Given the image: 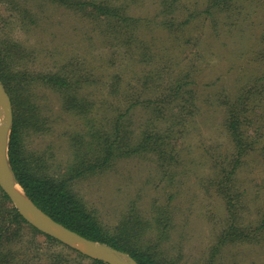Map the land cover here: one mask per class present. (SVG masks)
<instances>
[{"label": "rangeland", "instance_id": "1", "mask_svg": "<svg viewBox=\"0 0 264 264\" xmlns=\"http://www.w3.org/2000/svg\"><path fill=\"white\" fill-rule=\"evenodd\" d=\"M94 5L136 21L125 28ZM0 65L23 150L56 180L100 162V149L85 153L111 136L119 116L134 139L149 121L161 125L162 102L181 85L193 106L173 162L120 150L70 189L108 238L126 236L121 244L164 264H264V232L220 244L228 211L212 184L233 148L224 102L242 97L241 131L253 145L236 186L241 224L254 228L264 201V0H0ZM7 206L15 209L5 201L0 213ZM21 228L11 226L4 242L18 264L95 261Z\"/></svg>", "mask_w": 264, "mask_h": 264}, {"label": "trees", "instance_id": "2", "mask_svg": "<svg viewBox=\"0 0 264 264\" xmlns=\"http://www.w3.org/2000/svg\"><path fill=\"white\" fill-rule=\"evenodd\" d=\"M93 10L97 11L101 16L116 19L125 28L133 26L136 21L123 15V13L121 15L116 10L109 9L107 6L94 5ZM163 10H165V8ZM162 13L163 11L161 14ZM166 22L171 24L170 21ZM2 78L3 74H1L0 68V79ZM55 84L65 86L64 81H59V84L55 82ZM181 92L182 95L180 94ZM168 96H172L173 99L169 102H162V110L168 115L164 118L161 116L162 110L161 113L156 112V114L160 113L157 121L158 123L162 122L161 125L158 126L154 119L149 121L147 127L143 131H140V133L137 134V138L134 139L132 137L133 133H131L130 136H126L125 127L121 120L122 117L119 116L112 125L111 136L101 144L99 142L96 143L95 148H90L89 151L85 153V156L89 157L92 150L95 151L97 148L100 149L103 153L100 162L88 160V162H86L87 164L84 166L85 168L81 172L77 170L75 175L67 180H56L47 175L43 168H37L38 165H36V168L34 167L30 157L23 150L21 140L22 118H19L17 114L14 113L8 144V160L17 183L34 206L52 218L56 223L88 240L109 245L118 251L128 254L137 264H164L150 254L142 251L138 246L129 248L124 243L121 244L119 241L125 239L126 236L120 237V240L108 238L103 233L95 217L86 210L82 202L72 193L69 183L78 176L91 173L97 168L107 165L110 158L115 155V152L120 150L130 153L153 152L159 155V161L173 162L176 158V156H174V151L176 150L177 138L184 137V134L186 135L189 133L188 125L190 121L188 122V120L185 119V111L189 107H192L193 104L191 103V96L188 95L187 92L183 93L181 85H177ZM137 104L136 101L128 104L125 115L136 107ZM224 105L226 108L224 129L233 148L231 155L227 159H224V163L222 162L223 166L219 168L218 176L213 177L214 179L212 178L213 187H215V185L220 187L217 193H219V196L226 202L228 211V231L220 238V244L227 239L226 237L231 239L236 233H239L240 237H248L251 234L264 232V201L259 211H257L255 227L250 229L252 226L241 224L240 212L241 208L243 209L244 207L240 197L243 193L236 185L241 167L252 149V141L247 142L249 137H246L245 140L241 131V126H243L246 118L244 100H242V97L233 102L225 100ZM156 110H158V108ZM29 112H33L31 108ZM150 126L151 129L149 128ZM214 169L217 170V166H215ZM221 180L222 182H219ZM245 192L246 190H244V193ZM1 199L0 207L3 208L4 202L6 201L9 203V200L2 191ZM5 216L9 217L7 224H4ZM11 226H17L19 232L22 230V226H26L31 229L33 235H43L29 226L19 216L15 209L9 207L8 210L5 209L3 213H0V240L3 241L0 244V264H18L16 262V256L13 252L11 253L14 246L4 243L7 241L6 237ZM15 234L17 235V233ZM43 236L49 243L57 244L53 239L45 235ZM57 261L58 260H55L51 264H56ZM93 264L104 263L93 261Z\"/></svg>", "mask_w": 264, "mask_h": 264}, {"label": "water", "instance_id": "3", "mask_svg": "<svg viewBox=\"0 0 264 264\" xmlns=\"http://www.w3.org/2000/svg\"><path fill=\"white\" fill-rule=\"evenodd\" d=\"M12 124L11 102L0 81V154L4 150L6 159L4 167L0 165V189L14 206L19 216L41 234L67 245L90 259L104 264H137L130 256L104 244L88 240L56 223L34 206L20 188L10 168L8 144ZM16 186L20 188L25 201L20 197Z\"/></svg>", "mask_w": 264, "mask_h": 264}, {"label": "bare ground", "instance_id": "4", "mask_svg": "<svg viewBox=\"0 0 264 264\" xmlns=\"http://www.w3.org/2000/svg\"><path fill=\"white\" fill-rule=\"evenodd\" d=\"M5 160H6L5 159V151L3 150L2 153L0 154V165H1V167H4ZM16 189H17L18 193L20 194V197L22 198V200L25 201L24 196H23L20 188L18 186H16Z\"/></svg>", "mask_w": 264, "mask_h": 264}]
</instances>
